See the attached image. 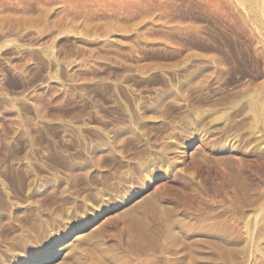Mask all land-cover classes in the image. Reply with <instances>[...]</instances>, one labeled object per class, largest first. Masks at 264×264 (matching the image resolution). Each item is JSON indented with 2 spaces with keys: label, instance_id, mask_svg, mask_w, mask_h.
<instances>
[{
  "label": "rangeland",
  "instance_id": "rangeland-1",
  "mask_svg": "<svg viewBox=\"0 0 264 264\" xmlns=\"http://www.w3.org/2000/svg\"><path fill=\"white\" fill-rule=\"evenodd\" d=\"M31 261L264 264V0H0V264Z\"/></svg>",
  "mask_w": 264,
  "mask_h": 264
},
{
  "label": "bare ground",
  "instance_id": "bare-ground-1",
  "mask_svg": "<svg viewBox=\"0 0 264 264\" xmlns=\"http://www.w3.org/2000/svg\"><path fill=\"white\" fill-rule=\"evenodd\" d=\"M143 168V167H142ZM145 171V170H144ZM143 172V171H142ZM144 173V172H143ZM147 174V173H146ZM145 173H144V175H146ZM148 176V175H147ZM64 249V248H63ZM40 262L41 261H31V262H29V263H27V264H40Z\"/></svg>",
  "mask_w": 264,
  "mask_h": 264
}]
</instances>
